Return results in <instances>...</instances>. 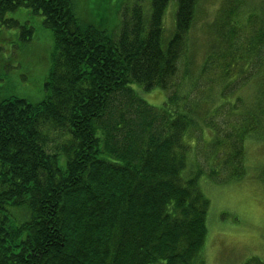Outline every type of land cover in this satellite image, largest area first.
I'll return each mask as SVG.
<instances>
[{"label":"trees","instance_id":"obj_1","mask_svg":"<svg viewBox=\"0 0 264 264\" xmlns=\"http://www.w3.org/2000/svg\"><path fill=\"white\" fill-rule=\"evenodd\" d=\"M168 1L150 0L144 13L137 0L110 28L105 17L84 21L76 0H0V24L18 27L20 44L30 43L33 29L6 16L19 7L40 16L52 36L43 95L30 100L0 89V264H204L210 203L201 177L244 176L245 141L264 139V92L246 107L231 89L235 102L225 111L209 94L202 120L219 129L204 162L190 163L185 136L196 129L201 97L193 92L202 87L183 90L173 81L196 0H175L174 30L164 38ZM87 3L94 17V0ZM256 23L259 43L245 46L255 59L241 56L248 60L241 85L264 74V10ZM232 48L221 79L235 83ZM212 67L223 66L207 58L199 79ZM133 85L172 90L165 127L141 134L125 152L109 149L107 131L95 123L110 94Z\"/></svg>","mask_w":264,"mask_h":264},{"label":"rangeland","instance_id":"obj_2","mask_svg":"<svg viewBox=\"0 0 264 264\" xmlns=\"http://www.w3.org/2000/svg\"><path fill=\"white\" fill-rule=\"evenodd\" d=\"M76 1L77 4L80 3L77 11L84 21H96L105 17L111 28L119 20L118 13L131 8L137 0H94V17L89 13L87 3L92 0ZM139 3L143 12L148 13L150 0H140ZM175 9V0H169L162 22L164 38L169 37L174 30ZM263 10L264 0L195 2L186 46L173 81L181 85L183 90L194 89L192 82L200 83L195 88L202 87L193 92L194 96L201 97L200 106L196 109V129H189L185 136V143L189 145L190 163L194 162L195 158L204 162L201 157L208 154L211 140L219 129L218 126L216 130L205 127L206 123L202 120L206 109L212 106L209 94L213 95L214 103L223 105L225 111L228 102L234 101L235 98L231 97V89L238 88L236 95L242 98L246 107L250 106L254 97L255 100L258 99L264 92V74L263 78L249 77L243 85L239 78V70L241 72L245 68V58L248 57L249 62L255 59V55L245 52V46L251 42L259 43L258 32L254 29L258 27L256 19L258 21L262 18ZM6 16L32 26L33 33L30 43L25 46L18 42V27L0 24L1 95L17 94L36 100L44 93L43 81L51 62V32L43 26L40 16L31 14L25 7H19L15 12H7ZM262 32L264 34V28ZM231 40L232 46L228 45ZM260 43H264V36ZM14 45L19 47L17 57L12 54V49L16 48ZM232 47H238V64L234 74L237 72L235 75L239 81L236 80V84L234 80L221 79L225 74L224 67L231 60L228 53L233 51ZM260 52L263 53L264 50ZM243 54L245 58L241 57ZM225 55L228 57H224ZM207 58L213 59L214 63L223 67L219 71L213 67L211 70L203 69L205 73L199 79L201 64ZM206 81L209 84H206ZM170 93L172 90L165 91L160 87L142 90V87L137 85H133L132 89L111 93L104 116L95 123L96 127H104L107 131L106 141L109 149L113 147L124 151L123 148L130 141L135 142L141 134L158 132L164 128L168 115L164 105ZM224 95L226 96L223 97ZM239 105L241 107V100ZM225 117H228V114ZM244 161L245 174L240 179L214 181L205 175L201 177V188L210 203L204 264H264V139L247 138L244 143ZM209 162H214L210 156ZM188 173L189 169L184 174Z\"/></svg>","mask_w":264,"mask_h":264}]
</instances>
